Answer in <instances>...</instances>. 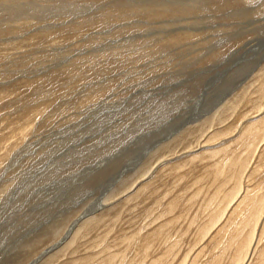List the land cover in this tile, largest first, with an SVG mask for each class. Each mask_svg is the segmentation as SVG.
Segmentation results:
<instances>
[{
	"label": "rangeland",
	"instance_id": "1",
	"mask_svg": "<svg viewBox=\"0 0 264 264\" xmlns=\"http://www.w3.org/2000/svg\"><path fill=\"white\" fill-rule=\"evenodd\" d=\"M0 264H264V0H0Z\"/></svg>",
	"mask_w": 264,
	"mask_h": 264
}]
</instances>
